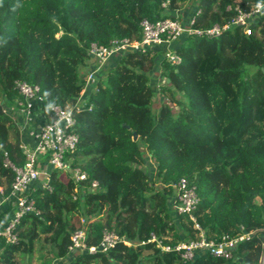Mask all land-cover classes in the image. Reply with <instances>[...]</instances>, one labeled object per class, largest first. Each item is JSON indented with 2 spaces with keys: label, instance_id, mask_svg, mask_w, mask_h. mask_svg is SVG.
I'll list each match as a JSON object with an SVG mask.
<instances>
[{
  "label": "trees",
  "instance_id": "obj_1",
  "mask_svg": "<svg viewBox=\"0 0 264 264\" xmlns=\"http://www.w3.org/2000/svg\"><path fill=\"white\" fill-rule=\"evenodd\" d=\"M185 1L0 0V186L8 194L14 175L3 165L5 155L14 165L25 159L20 124L11 114L23 101L16 81L37 86L42 98L24 124L32 122L35 104L41 124L51 106H78L73 111L78 141L66 157L70 167L86 173L75 182L67 170L49 166L45 155L50 189L33 181L27 194L39 214L22 216L15 243L0 236V264H31L34 252L37 264H260L264 9L249 20V34L233 25L218 36L183 33L144 50H121L86 82L97 65L88 52L91 43L139 40L143 19L181 21L175 11ZM196 1L189 20L193 17L190 26L199 29L230 21L236 6L248 11L261 2ZM167 51L179 61L171 63ZM181 177L195 187L194 220L174 207L172 183ZM91 180L96 187H90ZM11 206L12 200L2 205L1 223L12 215ZM75 217L84 222L76 225ZM77 228L84 230L86 248L69 250ZM104 230L129 244L119 241L89 252ZM199 232L209 239L248 232L249 238L236 244L230 259L196 250L183 261L174 249L160 248ZM152 234L159 245L147 241Z\"/></svg>",
  "mask_w": 264,
  "mask_h": 264
},
{
  "label": "built area",
  "instance_id": "obj_2",
  "mask_svg": "<svg viewBox=\"0 0 264 264\" xmlns=\"http://www.w3.org/2000/svg\"><path fill=\"white\" fill-rule=\"evenodd\" d=\"M235 9L236 15L222 25L214 24L211 27L203 29L193 28L190 26L193 23V17L190 18L189 25L187 26L182 25L181 21L175 18H163L154 22L143 19L140 22L141 38L139 40L129 38L113 39L109 45L105 46L91 43L88 52L95 59L97 65L87 73L86 82H93L98 68L104 65L114 53L121 50H144L151 45L171 42L183 33L206 35L209 37L218 36L223 30L233 25H242L244 32L249 34L250 28L248 27V22L253 15L264 9V0L251 6L248 11L241 10L237 6ZM164 55L171 63L179 61L178 55L174 52L167 51ZM15 87L23 98V101L19 102V113L23 115L25 121H30L33 117V103L42 99L38 93V87L25 81H16ZM76 102L79 103L80 101L77 100ZM77 110V105L67 108L57 105L51 106L50 116L39 126L36 144L31 148L22 147L25 153L22 165H14L5 155L3 165L10 168L14 173L8 194H4L3 187L0 186V207L4 203L9 202V200H12L13 206L12 215L0 229V236L6 242L15 243L17 241L15 229L23 215L29 212L39 214L38 209L35 207L34 199L28 196L27 191L33 181L37 179L41 180L40 185L42 188L50 189L49 173L41 171L40 168V166L46 164V161H44L45 155H49L47 161L49 166L64 171L67 170L75 182L86 178L84 171L79 170L77 167H70L69 160L66 157L67 153L73 151L78 141V135L75 131L76 121L73 114V111ZM96 186L97 181L91 180L90 187ZM172 187L176 197L174 207L177 213L188 214L194 220L191 212L195 209L198 202L194 185L189 184L185 178L181 177L172 183ZM77 194L78 192L73 195V198ZM83 222V218H80L79 223ZM195 226L197 227V224ZM84 237L83 229H75L70 235L68 249L86 248ZM248 238V232H241L233 237L224 234L218 239L206 238L202 232H199L194 239L179 242L173 247L160 245V248L162 250L174 249L180 254L183 261L192 259L196 250H205L209 255L216 258L230 259L233 256L236 244ZM119 241L129 244L128 241L119 237L114 231L104 230L97 246L91 245L87 249L89 252H93L96 249L104 251ZM147 241H156L155 236L152 234ZM156 242L159 245V240ZM262 254L264 256V247Z\"/></svg>",
  "mask_w": 264,
  "mask_h": 264
},
{
  "label": "crops",
  "instance_id": "obj_3",
  "mask_svg": "<svg viewBox=\"0 0 264 264\" xmlns=\"http://www.w3.org/2000/svg\"><path fill=\"white\" fill-rule=\"evenodd\" d=\"M196 3H197L196 0H186L180 6V8H178V10L175 11V14H178L180 16V20L183 23L186 24L188 22L189 17L191 16V14H192L195 6H196ZM87 69H88V71L90 70L89 67ZM86 70L83 69V71H86ZM38 111L39 110L37 109V106L35 104L34 105V118H33L32 122L30 124L28 122H25L27 124H24L23 123L25 121L24 117H23V115H21L19 113L18 108H14V109L11 110V114H12L13 120L15 121V123L20 124V132L22 133V138H23L22 147L31 148V147H33L36 144L37 132H38V129H39V126H40L41 122L43 121V118H41L39 116ZM10 139H11V135H10ZM46 165L47 164H43L42 166H40L41 171H46L45 168L48 167ZM11 207L13 208V206H11ZM12 208H11V211H12ZM0 209H2V205H1ZM9 213H10V216H11V212H9ZM4 222H6V220ZM3 223L0 222V229L4 226Z\"/></svg>",
  "mask_w": 264,
  "mask_h": 264
},
{
  "label": "rangeland",
  "instance_id": "obj_4",
  "mask_svg": "<svg viewBox=\"0 0 264 264\" xmlns=\"http://www.w3.org/2000/svg\"><path fill=\"white\" fill-rule=\"evenodd\" d=\"M156 82H157V86L158 87H161L163 85V79L160 76L157 78ZM158 96L159 95H157V97H155L154 100H153V107H156L159 104V97ZM78 219H79L78 217L74 218V223L76 225H78V223H79ZM263 261H264V256L262 254L261 257H260V264H263ZM29 262L31 264H37V262H38V260H37V252L33 253V255L31 256V258L29 260Z\"/></svg>",
  "mask_w": 264,
  "mask_h": 264
},
{
  "label": "water",
  "instance_id": "obj_5",
  "mask_svg": "<svg viewBox=\"0 0 264 264\" xmlns=\"http://www.w3.org/2000/svg\"><path fill=\"white\" fill-rule=\"evenodd\" d=\"M125 127H128L127 125H124ZM136 138V133L135 132H133L132 133V139H135Z\"/></svg>",
  "mask_w": 264,
  "mask_h": 264
},
{
  "label": "clouds",
  "instance_id": "obj_6",
  "mask_svg": "<svg viewBox=\"0 0 264 264\" xmlns=\"http://www.w3.org/2000/svg\"><path fill=\"white\" fill-rule=\"evenodd\" d=\"M258 7H259V5H258Z\"/></svg>",
  "mask_w": 264,
  "mask_h": 264
}]
</instances>
